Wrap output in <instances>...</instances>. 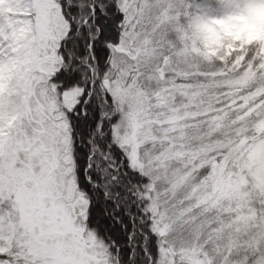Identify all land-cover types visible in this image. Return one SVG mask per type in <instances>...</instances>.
Masks as SVG:
<instances>
[{
    "label": "snow or ice",
    "instance_id": "1",
    "mask_svg": "<svg viewBox=\"0 0 264 264\" xmlns=\"http://www.w3.org/2000/svg\"><path fill=\"white\" fill-rule=\"evenodd\" d=\"M0 264H264V0H0Z\"/></svg>",
    "mask_w": 264,
    "mask_h": 264
}]
</instances>
